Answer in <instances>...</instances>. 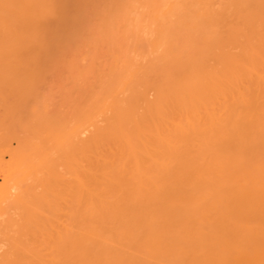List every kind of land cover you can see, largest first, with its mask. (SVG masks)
<instances>
[{"label":"bare ground","instance_id":"6f19581e","mask_svg":"<svg viewBox=\"0 0 264 264\" xmlns=\"http://www.w3.org/2000/svg\"><path fill=\"white\" fill-rule=\"evenodd\" d=\"M3 122L49 134L44 264H264V0H0Z\"/></svg>","mask_w":264,"mask_h":264},{"label":"rangeland","instance_id":"374dc122","mask_svg":"<svg viewBox=\"0 0 264 264\" xmlns=\"http://www.w3.org/2000/svg\"><path fill=\"white\" fill-rule=\"evenodd\" d=\"M48 137V131L37 122L0 123V138L6 140L4 143L5 147L15 149L21 155L20 157H22L12 160L9 155H4L0 160V169L6 168L13 161H19L28 165L24 176L19 174L16 177V179L23 181L18 182L17 186L15 184L9 191L3 190L5 189L4 178L0 172V264H10V259L7 255L9 254L7 250L8 246H6L8 241H5V237L11 233V227H9L10 221L13 222L12 226L18 224L21 226V228L19 227V230L22 229L21 231L17 230V226L14 227L20 233H17V235L24 237L22 240L20 239L21 244L23 239H25V243L27 242V244L23 242L22 248L26 246L28 249V253L23 252V249H19L20 252L18 251L17 255L19 258H16L17 262L15 264L46 263L44 261L47 260L48 255L44 247V234L45 232H48L47 234H51L52 232L50 224H52L53 219V184L52 180H50V185L45 191V185L41 181L44 168L40 165V162L44 155L49 153ZM19 141L25 143V148L19 149ZM47 190L49 201L46 204L43 202L42 197ZM20 191L24 192L23 199L15 205L8 197L14 196ZM4 224H6L5 227ZM15 228L13 231H15ZM12 233H16V231ZM23 233L27 236H23Z\"/></svg>","mask_w":264,"mask_h":264}]
</instances>
